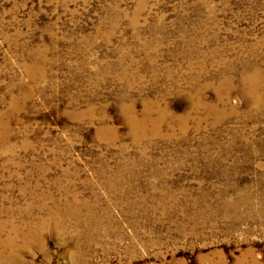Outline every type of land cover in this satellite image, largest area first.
Masks as SVG:
<instances>
[{
    "label": "rangeland",
    "instance_id": "rangeland-1",
    "mask_svg": "<svg viewBox=\"0 0 264 264\" xmlns=\"http://www.w3.org/2000/svg\"><path fill=\"white\" fill-rule=\"evenodd\" d=\"M0 264H264V0H0Z\"/></svg>",
    "mask_w": 264,
    "mask_h": 264
},
{
    "label": "bare ground",
    "instance_id": "bare-ground-1",
    "mask_svg": "<svg viewBox=\"0 0 264 264\" xmlns=\"http://www.w3.org/2000/svg\"><path fill=\"white\" fill-rule=\"evenodd\" d=\"M130 121H131V123H132L133 125H138V124H137V123H138V120H136V119H134V118H131Z\"/></svg>",
    "mask_w": 264,
    "mask_h": 264
}]
</instances>
